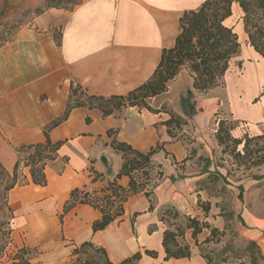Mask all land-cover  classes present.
<instances>
[{
  "label": "crops",
  "instance_id": "crops-1",
  "mask_svg": "<svg viewBox=\"0 0 264 264\" xmlns=\"http://www.w3.org/2000/svg\"><path fill=\"white\" fill-rule=\"evenodd\" d=\"M203 1L82 0L63 14L48 10L17 29L11 39L0 44V163L12 171L16 147L44 142L43 127L62 115L71 84L108 96L126 94L148 80L162 50L174 45L183 12ZM233 14L240 18L236 28L229 24ZM241 14L234 3L225 24L233 27L241 42L240 52L233 58L246 59L242 67L231 71L232 58L222 84L206 92L192 87L193 78L183 67L168 81L165 91L148 99L150 107L166 106L186 121L174 130V137L164 124L169 118L165 111L128 106L103 116L98 108H72L49 132L52 142L63 143L55 160L45 166L46 184H33L28 167H19L27 182L9 192L14 211L9 245L36 248L38 254H30L32 264H72L73 247L84 241L103 247L113 263L140 251L137 264H208L199 248L208 244L203 242L210 228L223 230L224 210L220 209L226 204L224 191L233 196V206L244 224L243 235L264 240V213L248 207L263 203L264 162L255 167L251 177L237 182L228 178L222 167H210L209 161L195 162L201 156L211 160L217 148L222 155L223 147L215 136L220 119L228 118L230 135L235 138L263 133L264 57L248 44ZM110 129L116 132L108 136ZM184 133L193 141L184 142L179 137ZM113 137L142 152L162 145L151 157V178L146 185L152 192V206L149 198L138 192L124 202L120 218L104 229L92 231L91 225L101 213L88 204H77L60 222L71 189L100 190L120 170L122 155L109 144ZM191 149L196 154L193 159L188 158ZM94 172L100 176L92 181ZM215 177L223 180L216 186L223 188L222 192L213 186ZM128 182L127 175L117 179L122 187ZM169 209L178 214V220L190 217L208 225L196 239L187 229L189 257L164 259L163 232L174 230V226L161 215ZM19 230L26 237L18 238ZM145 249L155 250L156 257L144 254ZM0 264L14 263L3 260Z\"/></svg>",
  "mask_w": 264,
  "mask_h": 264
},
{
  "label": "trees",
  "instance_id": "trees-1",
  "mask_svg": "<svg viewBox=\"0 0 264 264\" xmlns=\"http://www.w3.org/2000/svg\"><path fill=\"white\" fill-rule=\"evenodd\" d=\"M80 1H75L73 4L76 5ZM234 3L238 4L242 12L241 20L248 44L264 57V0H204L197 8L183 12L179 18V33L175 38L174 45L162 50L152 76L142 84L129 90L126 94L108 96L89 93L80 84L70 85V93L62 115L43 127L44 142L22 144L16 147L17 159L12 171L6 170L0 163V259L4 248L12 241L11 222L14 218V211L9 204V192L14 186L27 182L22 177L20 165L28 167L30 181L33 184L45 185L47 182L45 166L55 160L57 150L63 143L62 140L52 142L49 137L50 130L64 121L74 107L98 108L103 116H108L121 108L137 106L152 112H167L169 118L164 121V124L169 136L174 137V130L181 129L186 121L168 110L166 106H162L160 109L150 107L148 99L165 91L168 81L173 79L183 67L189 71L193 78L192 87L198 91L206 92L223 82L231 59L240 50L236 32L232 26L225 24V19L232 14ZM231 128L232 125H227L225 119L219 120L215 136L218 144L223 146V150H228L238 163H249L250 166L262 164L264 162V133L254 136L246 134L243 138H235L230 135ZM115 132L116 130L110 129L107 131V135L111 136ZM251 142L254 143L255 149L249 148ZM241 143L243 144L242 149L239 150L237 147ZM109 144L114 150L121 153L123 159L115 178L108 181L100 190L90 191L85 187L71 189L69 198L63 204L59 216L60 222L63 215L77 204H88L101 213L100 218L93 221L92 231L104 229L112 221L120 218L124 212V202L130 195L138 192H143L149 198L150 207L152 206V192L146 188V185L151 178L153 166L151 157L161 149L162 145L158 143L148 151L142 152L115 137L110 140ZM122 175L129 177L127 187H122L117 183V179ZM99 176L94 172L92 181ZM174 215H177L176 212ZM186 221V227L191 229V237L194 239L203 227H208L206 223H200L196 218L187 217ZM216 231V228H210V234H214ZM183 233V228L180 226L175 227L174 230H164L162 246L165 260L171 257L190 256L189 245L181 243L179 240V237H183ZM252 248H255V244L250 241L247 249L251 250ZM30 251L31 249L27 246L18 247L12 252L10 258L14 264H32ZM71 254L73 256L72 264H137L142 255L140 251H136L120 262L113 263L108 259L103 247L94 245L90 241H84L74 246ZM144 254L156 257L157 252L145 249ZM207 262L209 264V261Z\"/></svg>",
  "mask_w": 264,
  "mask_h": 264
},
{
  "label": "rangeland",
  "instance_id": "rangeland-1",
  "mask_svg": "<svg viewBox=\"0 0 264 264\" xmlns=\"http://www.w3.org/2000/svg\"><path fill=\"white\" fill-rule=\"evenodd\" d=\"M75 1L78 2V0H0V44L11 39L14 36L16 30L20 27L32 23L34 18L38 15L44 14L48 10L54 9L59 10L60 14H63V12L69 11L75 6L73 4V2ZM53 5H56V7H54ZM239 21L240 18L236 14H233L232 18L229 21V24L236 28V25ZM243 47L248 48V45L243 44ZM242 60L244 59H241L240 57L233 58L231 62V71L234 70L236 72L240 67H242L243 63H246V59L244 61ZM229 80V86H231V78H229ZM221 84L222 83H220L219 85ZM216 121L217 120H215V122ZM226 121L227 125L231 124L228 118L226 119ZM243 136L241 138H243ZM179 137H181L184 142L190 143V141H193V139L190 138V136L186 133L180 135ZM242 145V143L239 144L237 149L241 150ZM220 146L223 147L222 145ZM249 148L255 149V145L253 142H251ZM216 150L217 152L212 153L213 157L211 158V160L201 156V158L196 157L195 162L199 163L200 165L203 161H209L210 167L214 165L215 167L219 166L223 169H226L228 178L233 180V182L240 181L244 178H249L251 177V175H253L252 172H254L256 166H250L249 163H238L230 155L228 150L223 151L222 155L219 154L218 148L214 149V151ZM195 155L196 154L192 149L189 150V159H193ZM221 183H223V180L221 178H214L213 186L217 190V192H222L223 188L218 189L216 187ZM223 194L227 195V199L225 201L226 204L224 206L221 205L220 209L221 211L224 210L222 212V216L225 219L223 230H217L214 234L209 235L208 238H210V240L203 242H208V244L202 245V247L199 248L200 255H202L206 259V261H209V264H264V240L261 238L251 240L243 235L244 229H242V227L244 226V224L240 220V215L237 214L236 207L233 206V202L231 200L233 196L231 197L230 193L227 191H224ZM248 207L251 211L262 210L264 213V197L263 203L260 206H253L252 204ZM163 214H165V216L161 215V218L164 220L166 219L168 225L174 226V229L177 226L183 228V237H179V240L181 241V243H186V237L188 238V235L186 234L187 221L180 219L178 220V214L176 213L177 215H174V211L172 209L167 210ZM25 235L26 234H24L23 231L22 236V233L19 230L18 238L26 237ZM262 237H264V235H262ZM250 241L254 242L255 248L248 250L247 246ZM14 250L15 249L8 244L4 248L0 263L3 262V260L12 261L10 257H12V252ZM30 253L31 257H34L38 254V250L36 248L31 249Z\"/></svg>",
  "mask_w": 264,
  "mask_h": 264
}]
</instances>
